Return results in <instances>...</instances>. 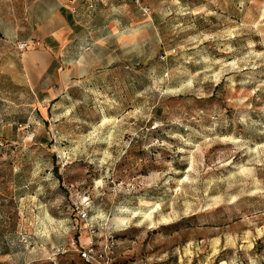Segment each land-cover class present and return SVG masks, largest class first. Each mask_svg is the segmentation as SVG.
Listing matches in <instances>:
<instances>
[{"label":"rangeland","instance_id":"obj_1","mask_svg":"<svg viewBox=\"0 0 264 264\" xmlns=\"http://www.w3.org/2000/svg\"><path fill=\"white\" fill-rule=\"evenodd\" d=\"M38 1L0 0V264H264V0H68L34 81Z\"/></svg>","mask_w":264,"mask_h":264},{"label":"crops","instance_id":"obj_2","mask_svg":"<svg viewBox=\"0 0 264 264\" xmlns=\"http://www.w3.org/2000/svg\"><path fill=\"white\" fill-rule=\"evenodd\" d=\"M68 0H39L38 2L44 3L45 7H42L46 12L45 18L42 20L41 25L42 31L36 32L34 30L31 32L32 37L42 39L41 47L39 46L38 50L36 46L31 45L27 50L22 51L25 67L30 73V78L34 81L42 79L45 75L51 73L54 68V63L56 61V55L60 54L62 49L67 48V35L71 30V16L66 10L69 8L67 5ZM53 2V6H50V3ZM52 20L50 19L52 16ZM5 19L8 18L5 22V25H1L4 30L0 29V32L9 34L12 31V12H6L4 14ZM40 26V25H39ZM5 36V35H4ZM7 37V36H5ZM13 38V37H12ZM18 38V37H16ZM31 38V36H30ZM20 37L18 38V40ZM22 40H25L23 37ZM2 41V40H1ZM29 41H34L30 39ZM0 42V51L6 49L7 41ZM33 50V51H32ZM90 67L87 60L84 56H81L76 60V65L74 67L75 74L79 73L80 75L86 74L89 71ZM64 81H70V76L68 73H63Z\"/></svg>","mask_w":264,"mask_h":264},{"label":"built area","instance_id":"obj_3","mask_svg":"<svg viewBox=\"0 0 264 264\" xmlns=\"http://www.w3.org/2000/svg\"><path fill=\"white\" fill-rule=\"evenodd\" d=\"M143 11L146 15L149 14V9L144 7ZM31 45L36 46V47L41 46V42L35 41V40L34 41H24V42L18 43L17 47L19 50L22 51V50L28 49ZM81 252H82L83 258L89 263H92L93 261H95L97 259V253H96V250L93 246H91L88 249L83 250Z\"/></svg>","mask_w":264,"mask_h":264}]
</instances>
